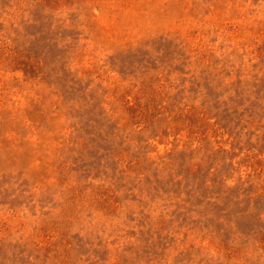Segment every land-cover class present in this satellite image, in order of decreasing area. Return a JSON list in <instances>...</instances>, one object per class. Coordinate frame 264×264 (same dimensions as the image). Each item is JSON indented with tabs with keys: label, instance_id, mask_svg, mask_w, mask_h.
I'll return each mask as SVG.
<instances>
[{
	"label": "rangeland",
	"instance_id": "obj_1",
	"mask_svg": "<svg viewBox=\"0 0 264 264\" xmlns=\"http://www.w3.org/2000/svg\"><path fill=\"white\" fill-rule=\"evenodd\" d=\"M0 264H264V0H0Z\"/></svg>",
	"mask_w": 264,
	"mask_h": 264
}]
</instances>
